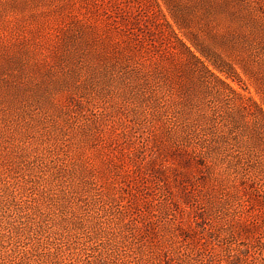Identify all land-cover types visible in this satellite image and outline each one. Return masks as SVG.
Here are the masks:
<instances>
[{
    "label": "rangeland",
    "instance_id": "rangeland-1",
    "mask_svg": "<svg viewBox=\"0 0 264 264\" xmlns=\"http://www.w3.org/2000/svg\"><path fill=\"white\" fill-rule=\"evenodd\" d=\"M261 111L264 0H0V214L36 230L1 240L264 264Z\"/></svg>",
    "mask_w": 264,
    "mask_h": 264
},
{
    "label": "trees",
    "instance_id": "trees-1",
    "mask_svg": "<svg viewBox=\"0 0 264 264\" xmlns=\"http://www.w3.org/2000/svg\"><path fill=\"white\" fill-rule=\"evenodd\" d=\"M261 113L264 114L263 111ZM193 158H197L201 156V153H196V151L190 152ZM1 196V195H0ZM6 208V205L3 203V199H0V213L2 210ZM8 208V207H7ZM10 212L9 209H6L2 214H0V231L1 230H7L8 235L14 236V233L18 236H21L25 233H33L35 232L34 224L32 223V220L28 215L24 216V214L16 215L14 220H11L12 215L6 216V213ZM106 231V230H105ZM1 234V233H0ZM3 237V234L0 235V264H37L34 261V255L31 250L29 249H18L16 246H12V243L8 241L9 245H6L5 241L1 240ZM102 245H110L109 242L106 240L102 241ZM10 247V248H9ZM9 250L7 251V249ZM5 250V251H4ZM241 249H239L240 251ZM235 252V251H234ZM235 256V253L229 252V255L227 257L228 264H235L233 262V257ZM182 259V258H181ZM225 260V259H224ZM182 261L186 264H194L190 259H185ZM222 262V261H220ZM114 263L112 256L107 253V251H102L95 253L92 251L89 256H87L85 259H83L82 264H110Z\"/></svg>",
    "mask_w": 264,
    "mask_h": 264
}]
</instances>
